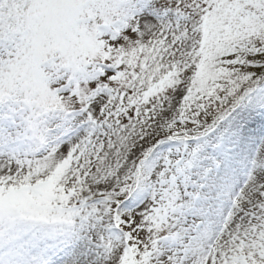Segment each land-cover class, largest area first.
<instances>
[{
    "label": "snow or ice",
    "instance_id": "6c2138e0",
    "mask_svg": "<svg viewBox=\"0 0 264 264\" xmlns=\"http://www.w3.org/2000/svg\"><path fill=\"white\" fill-rule=\"evenodd\" d=\"M0 264H264V0H0Z\"/></svg>",
    "mask_w": 264,
    "mask_h": 264
}]
</instances>
